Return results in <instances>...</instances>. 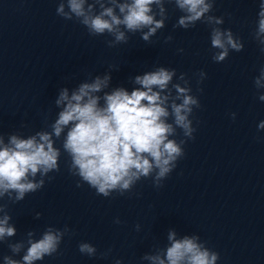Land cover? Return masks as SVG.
<instances>
[{
  "label": "clouds",
  "instance_id": "1",
  "mask_svg": "<svg viewBox=\"0 0 264 264\" xmlns=\"http://www.w3.org/2000/svg\"><path fill=\"white\" fill-rule=\"evenodd\" d=\"M166 4L182 13L174 29L188 30L197 23L207 25L210 47L215 50L213 62L222 63L230 52L243 50L241 39L230 28L222 27L224 17L213 14L216 0H59L56 15L78 22L90 36H110L106 44L113 48L127 44L130 34L136 33L146 43H152V37L165 28L169 19ZM252 38L264 53V0L259 3ZM172 39L167 36L165 43ZM177 51L183 53L184 49ZM194 76L200 85L207 73L201 70ZM131 79L137 85L131 91L124 87L105 91L112 80L111 71L89 74L72 89L59 88L54 100L59 111L51 123L45 115L41 130L27 137L11 133L7 141L0 133V201L7 198L13 204L19 203L28 194L41 190L46 179L53 178L50 173L60 172L62 154H67L68 172L78 177L77 187L87 184L97 195L122 196L148 178L155 188H161L185 156V143L195 138L192 117L194 110L201 108L200 100L193 94L187 74L178 75L174 68L156 66ZM253 84L258 92L264 90V65ZM197 91L203 89L198 87ZM258 98L264 101V94ZM230 115L235 120L236 113ZM257 128L264 130V121ZM181 133L183 138L176 139ZM58 140L60 147L56 146ZM40 216L37 212L36 219ZM11 221L8 205L0 203V243L7 242L11 252L2 257L3 264H36L57 254L64 237L74 234L67 226H47L39 238L35 230H29L22 239L9 242L17 235ZM114 222L121 223L119 218ZM136 230H140L139 224ZM167 241L163 248L159 243L153 245V251L145 253L141 260L150 264H217L220 259L219 253L197 234L178 238L175 230H169ZM78 250L89 257L97 255V248L88 242H80ZM110 252L108 249L100 255L106 257ZM115 264L122 262L117 259Z\"/></svg>",
  "mask_w": 264,
  "mask_h": 264
}]
</instances>
